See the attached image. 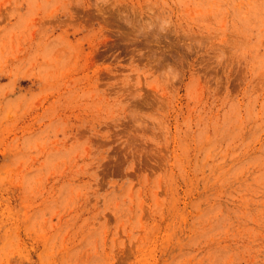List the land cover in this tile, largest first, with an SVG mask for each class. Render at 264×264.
Listing matches in <instances>:
<instances>
[{
	"label": "rangeland",
	"instance_id": "1",
	"mask_svg": "<svg viewBox=\"0 0 264 264\" xmlns=\"http://www.w3.org/2000/svg\"><path fill=\"white\" fill-rule=\"evenodd\" d=\"M0 264H264V0H0Z\"/></svg>",
	"mask_w": 264,
	"mask_h": 264
}]
</instances>
